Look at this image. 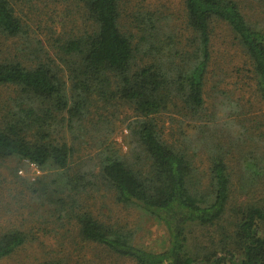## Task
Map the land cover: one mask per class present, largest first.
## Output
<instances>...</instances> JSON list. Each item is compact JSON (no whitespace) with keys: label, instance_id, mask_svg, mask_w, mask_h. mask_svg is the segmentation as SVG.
I'll list each match as a JSON object with an SVG mask.
<instances>
[{"label":"trees","instance_id":"1","mask_svg":"<svg viewBox=\"0 0 264 264\" xmlns=\"http://www.w3.org/2000/svg\"><path fill=\"white\" fill-rule=\"evenodd\" d=\"M81 1L92 29L61 42L65 70L52 61L28 67L16 59L0 60V84L14 86L19 93L15 108L0 119V159L15 156L38 167L65 170L71 148L52 137L49 119L66 113L74 126L87 119L94 99L104 104L120 100L134 113L127 124L133 157L104 156L98 179L114 192L118 203L133 205L159 221L167 233V246L161 251L145 249L134 243L131 231L87 212L75 215L80 236L135 264H194L198 251L190 242L191 232L223 218L231 199V172L225 158L217 155L204 184L194 167V153L167 142L155 118L174 111L185 118L200 117L214 23L224 24L232 33L264 95V16L256 12L257 18H248L239 0H183L188 34L177 44L180 47L163 48L154 44L158 29L151 17L135 42L133 35L119 28V0ZM138 18L134 17L137 27ZM22 32L10 0H0V33L15 37ZM141 43L147 46L143 50ZM239 163L241 176H250V184L258 186L264 177V152ZM237 213L229 236L231 248L222 253L230 256V264H264V202L247 204ZM26 237L19 229L0 232V260L22 246ZM211 255L204 256L208 263L213 261ZM218 260L211 264H219Z\"/></svg>","mask_w":264,"mask_h":264},{"label":"rangeland","instance_id":"2","mask_svg":"<svg viewBox=\"0 0 264 264\" xmlns=\"http://www.w3.org/2000/svg\"><path fill=\"white\" fill-rule=\"evenodd\" d=\"M239 1L248 18H257L256 12L264 16V0ZM10 2L22 21L23 32L15 37L0 33V60L16 59L28 67L52 61L65 70L67 57L60 50L61 42L92 29L83 2ZM119 13L120 30L133 35L135 42L149 17L158 29L157 34L154 30L157 46L180 47L177 44L183 43L188 34L183 0H119ZM136 15L139 27L134 24ZM231 34L224 24H213L205 105L200 117L185 118L174 111L155 118L167 142L194 153V167L204 184L209 180L211 160L217 155L225 158L231 172L232 193L225 215L215 225L196 227L191 232L190 242L198 251L194 264H211L215 258L219 264H230V256L222 252L231 248L229 236L233 234L237 212L247 204L264 202V177L258 186L251 185L250 176H241L243 168L239 163L264 152V95L257 89L251 63ZM139 46L141 50L147 47L142 43ZM18 94L14 86L0 84V119L15 108ZM97 99L81 123L72 126L66 113H55L48 121L53 127L52 137L67 142L71 148L65 170L51 165L38 167L15 156L0 159V232L19 229L27 236L24 244L1 259L0 264H40L50 260L60 264H135L82 239L75 218L82 212L131 231L134 243L145 249L166 248L165 227L139 208L118 203L114 192L98 179L100 162L109 153L132 159L127 124L134 113L118 99L108 104ZM62 172L65 176H61ZM208 252L213 253L211 263L204 257Z\"/></svg>","mask_w":264,"mask_h":264}]
</instances>
